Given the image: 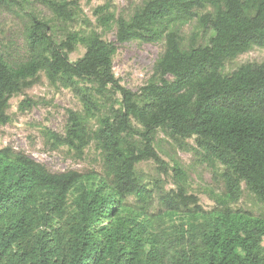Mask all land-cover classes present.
<instances>
[{
	"label": "trees",
	"instance_id": "1",
	"mask_svg": "<svg viewBox=\"0 0 264 264\" xmlns=\"http://www.w3.org/2000/svg\"><path fill=\"white\" fill-rule=\"evenodd\" d=\"M42 1L54 20H80L81 0ZM111 8L107 2L94 15L103 30L116 27L113 43L94 30L66 32L59 40L32 16L26 61L12 64L0 51V126L10 122V99L43 74L51 85L71 90L83 108L67 110L64 133L46 130V141L79 159L94 145L104 172L86 184L93 178L53 173L23 152L1 149L0 264H264V218L231 208L244 191L264 205V63L222 72L225 62L264 48V0H148L127 19ZM193 21L213 32L207 45L183 43L181 31ZM135 41L164 44L138 92L121 86L112 66L117 46ZM78 46L85 52L72 62ZM29 106L27 99L20 103ZM158 132L220 166L217 207L203 211L188 195L178 164L169 169L175 189L168 192L138 175L137 165L151 160L168 170L154 147ZM129 197L138 212L126 218L118 210ZM154 199L159 229L166 218L191 220L173 226L172 234H151Z\"/></svg>",
	"mask_w": 264,
	"mask_h": 264
},
{
	"label": "rangeland",
	"instance_id": "2",
	"mask_svg": "<svg viewBox=\"0 0 264 264\" xmlns=\"http://www.w3.org/2000/svg\"><path fill=\"white\" fill-rule=\"evenodd\" d=\"M148 0H93L90 3L86 0L79 2L81 13L80 20L76 24H63L53 19L51 13L43 4L42 0H0V51L3 56L12 64H20L27 59L25 30L29 25L30 17L46 22L51 29L53 36L59 40L64 38L66 32L85 33L89 30L97 32L107 42H115L116 27L103 30L96 23L94 11L99 6L110 2L111 11L115 16L129 18L133 12ZM204 13V12H202ZM89 22V25L86 23ZM182 39L185 45L194 43L196 45H207L213 32L209 29L202 30L196 21L183 27ZM118 51L113 58V73L116 79L124 88L138 92L146 85L153 73V67L164 50L163 43L147 44L138 41L118 45ZM83 47L78 46L76 51L70 55V61H75L84 54ZM264 63V48L253 47L249 52L238 56L232 61L224 63L223 74H230L241 65ZM30 101V106L23 109L20 103L24 100ZM83 112L82 105L74 93L59 85H51L42 74L39 83L26 90L23 95L14 96L9 101L7 112L10 122L0 126V150L11 148L14 151L25 153L28 157L44 165L53 173H65L76 171L82 175V180L93 178L84 183L90 184L97 179H103L101 155L94 145L89 146L82 156L78 158L73 151L66 147L53 149L45 139L46 130L56 134L64 133L66 124V111ZM187 144L192 145L191 141ZM154 147L160 160L168 166V170L151 161L142 162L137 165L136 170L144 182L158 180L159 185L165 192L175 189L174 177L169 169L178 164L187 175V193L197 198L198 205L203 211H211L217 207V200L222 198V184L219 179L221 172L217 164L208 165L201 161V158L194 155L190 150H181L176 143L164 132H158L155 138ZM73 191L67 198L70 205L74 197ZM137 202L134 197L127 198L118 210V215L130 218L137 210ZM159 204L156 199L153 202L151 214L148 217L150 224L149 232L156 234L164 231L167 234L173 233V226H179L190 218L183 215L174 218H166L158 228L156 223ZM233 211L245 210L255 217L264 218V205L258 203L253 195L247 191L236 204H232ZM140 220H143L140 219ZM56 226V220L51 222ZM264 248V238L262 240Z\"/></svg>",
	"mask_w": 264,
	"mask_h": 264
}]
</instances>
